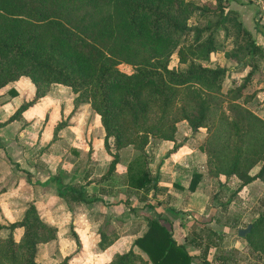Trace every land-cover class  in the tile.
<instances>
[{"label":"trees","instance_id":"obj_1","mask_svg":"<svg viewBox=\"0 0 264 264\" xmlns=\"http://www.w3.org/2000/svg\"><path fill=\"white\" fill-rule=\"evenodd\" d=\"M60 1L64 0H0V87L20 75H28L35 85L34 96L20 103L8 120L19 117L52 82H60L75 93L74 108L89 102L99 114L105 131L103 143L112 155L107 172L114 171L119 149L137 139L135 147L142 153L129 161L126 172L131 187L147 191L155 186L157 178L149 171L144 144L149 134L174 139L176 122L181 119L192 131L206 127L211 132L201 145L207 174L235 176L239 186L255 178L264 182V118L236 100L242 95V82L227 90L230 114H220L215 123L214 92L221 90L228 67L203 62L216 49L215 29L227 30L230 22L238 36L248 39L252 56L264 58V46L241 22L236 10L226 8L224 0H73L107 6L100 16L86 8L78 11L77 6L65 11ZM191 17L196 22L190 23ZM200 20L206 23L200 24ZM136 38L159 42L161 48L151 44L148 53L137 56L122 47ZM178 45V51L184 46L192 56L184 66H170V56ZM121 61L130 62L133 70L120 69ZM249 63L254 65V60ZM179 91L184 92L186 101L176 105ZM64 124V120L59 121L54 132ZM110 136L114 138L113 152ZM179 144L174 143L169 151ZM257 163V171L251 172ZM26 174L30 178V173ZM200 177V172L192 173L189 189L196 187ZM53 179L61 196L74 201L96 198L87 196L82 185L64 183L59 174ZM250 223L251 229L244 236L247 245L250 251H264V210ZM146 225L133 245L147 258L131 246L115 252L103 264H190L192 255L173 237L169 220L150 216ZM16 226L23 227L18 240L12 234ZM4 228L9 230L5 236L1 234ZM115 236L101 230L98 246L105 248ZM55 237L56 227L43 220L30 201L20 219L0 222V264H40L35 259L38 244ZM53 264L72 263L66 255Z\"/></svg>","mask_w":264,"mask_h":264},{"label":"crops","instance_id":"obj_2","mask_svg":"<svg viewBox=\"0 0 264 264\" xmlns=\"http://www.w3.org/2000/svg\"><path fill=\"white\" fill-rule=\"evenodd\" d=\"M224 1L226 8L236 10L241 22L264 46V8L243 0ZM34 93L35 85L28 75H20L0 87V222L20 219L28 203H35L42 219L56 227V237L37 246L36 260L40 264L56 263L66 255L72 264H103L115 252L131 246L147 258L144 251L133 245V240L146 230V218L150 216L169 220L173 237L192 255L190 264H264V251L250 252L244 236L237 234V228L243 224H237L234 230L228 219L233 213L232 198L222 196L224 202L215 200L219 197L214 192L233 176H212L203 170L207 168L201 147L205 132H191L187 121L181 119L174 139L163 138L151 146L150 152L147 150L148 168L157 181L144 191L127 185L126 178L124 182L120 179L119 173L126 177L128 164L124 170L119 169L120 164L116 166L111 178L94 176L98 169L92 172L90 163L97 166L105 159L103 168H106L100 172L104 173L112 155L103 143L105 131L99 114L89 102H81L74 108L75 93L69 85L52 82L48 91L19 117L8 120L20 103L31 99ZM90 119L98 123L93 134ZM61 120L65 124L54 132ZM91 135L93 160L88 164L84 160L81 177L69 180L64 173L76 169L77 160L87 156ZM174 143L180 144L169 151ZM132 158L133 155L128 161ZM198 160L202 163L198 164ZM194 171L200 172L201 177L196 187L189 189ZM55 174L64 183L82 185L87 196L96 198L74 201L59 195ZM257 181L263 182L255 178L241 186L248 187ZM139 205L141 209L136 207ZM101 230L117 234L105 248L98 246ZM22 232V226L12 229L16 240Z\"/></svg>","mask_w":264,"mask_h":264},{"label":"rangeland","instance_id":"obj_3","mask_svg":"<svg viewBox=\"0 0 264 264\" xmlns=\"http://www.w3.org/2000/svg\"><path fill=\"white\" fill-rule=\"evenodd\" d=\"M197 1H209V0H197ZM61 6L66 9H72L78 7L79 10L83 9H88V11L93 12L94 14L100 15L108 10L107 6L101 7L100 5H89L86 2L77 1L73 2L64 0L60 1ZM77 6V7H75ZM189 22H196L193 17L189 19ZM200 24L206 23L204 20L199 21ZM251 34L253 35L254 38L255 34L251 31ZM214 36L216 39V49L210 53L209 60H204V63H209L211 65L215 64H220L223 66L228 67L227 71V76H225V79L223 81V84L221 86V90L219 92H214L215 93V101L217 104V107L214 109L216 112L214 113V122L216 123L217 120L219 119L220 114H230V111L227 108V101L230 100V94L227 92V90L230 87L236 86L237 84H240L242 82L244 83V87L242 89V95L238 97L236 100L237 101H242L246 106H248L251 110H253L254 113L258 114L259 116L264 118V58H256L252 56L251 50H250V45L248 43V39H246L243 35L238 36L237 31L235 27L233 26V23H228V29L225 30L223 28H218L215 29ZM172 42V41H171ZM258 42V41H257ZM153 44L158 47L160 50L161 46L159 42L156 41H146L142 42V39H132L131 42L123 45L125 50L131 51L132 53H135L137 56H140L142 54H146L150 51V45ZM180 45H178L175 50L172 52L170 56V61L169 65L170 66H184L186 64V59L187 57H191L192 53L190 50L185 48L184 46L181 47L180 51L177 49L179 48ZM133 47L136 49V51L133 50ZM254 60V65H250L249 61ZM118 67L126 72H131L133 70V65L130 62L126 61H121L118 64ZM251 70L250 75L244 79L245 75L247 74L248 71ZM184 96V92L179 91V96L176 100V105L180 104L181 102H185L186 98H182ZM92 121L90 132L93 134L94 128L98 125V123L95 121ZM181 120H178L176 122V128H177V123H180ZM186 124V123H185ZM186 127V125H185ZM182 124H179V129L182 132ZM189 128V126H187ZM186 128V129H187ZM191 132H205V135L202 139V144L205 143V141L208 139L209 135L211 132H208L206 127H201L196 131H192L189 129ZM189 130L187 132H189ZM136 132L132 135L133 138H135ZM92 135L89 141L90 149L87 153L86 157H80L77 160L78 166L76 169L72 170L71 172L69 171L68 173H64L66 177L69 178V180H73L76 177H81L80 175L82 174V171L84 168L82 166H85L86 164L90 163L93 159H91V148H92ZM162 137L158 135H148V140L144 144V153L149 156V153L147 150H151V146L156 145L157 141L161 140ZM109 140V146H110V151L113 152L115 151V145H114V138L110 136L108 138ZM136 142L137 139L134 143H129L125 146H122L119 149V159L116 164L118 166L120 164L119 169H123L126 167L128 164L127 162L130 156L133 155V158L137 156L138 154H141V150L136 148ZM123 148V151L121 152L120 150ZM86 160V164L83 163V161ZM111 160V159H110ZM99 165H94L92 162L90 163L89 167L92 169V172L94 168L98 169L95 170L94 176L97 177H106V179L111 178V174L107 172V169L104 173H100L101 170L103 171V165L105 164V159L104 163L103 160H100ZM198 164L202 163V160L197 161ZM260 163L255 164L251 168V172L255 169L258 168ZM102 167V169H101ZM116 169V167H115ZM204 171L207 172V168L203 169ZM76 171L77 173H74ZM100 173V174H99ZM119 173V172H118ZM70 176V177H69ZM120 179L122 182L125 181V175L122 173L120 174ZM240 180L233 176L232 178L228 179L227 182H223L221 188L214 192L215 196L219 197L216 198V201H222L224 202V197L231 199L230 201L231 204V210L233 213H231L230 218H228L232 222V226H235L239 223L243 224L245 226L248 222H251L258 213H260V210H264V183L257 181L256 183H253L252 185H249L248 187H242L239 186ZM213 193L211 192V196L214 198L212 195ZM224 196V197H222ZM139 209L142 207L136 206ZM246 209V210H245ZM245 210V211H244ZM173 212V211H172ZM258 212V213H257ZM140 214L144 215L147 217L145 212L141 211ZM142 217L139 216L138 220H141ZM172 226V225H171ZM106 226L105 228H107ZM141 228V225L139 223L138 229ZM108 229V228H107ZM8 229L4 228L1 231L2 235H7ZM250 250V249H249ZM252 252V251H250ZM249 252V253H250ZM37 253V251H36ZM36 259V256H35ZM39 262V261H38ZM45 264V263H44Z\"/></svg>","mask_w":264,"mask_h":264},{"label":"water","instance_id":"obj_4","mask_svg":"<svg viewBox=\"0 0 264 264\" xmlns=\"http://www.w3.org/2000/svg\"><path fill=\"white\" fill-rule=\"evenodd\" d=\"M251 229V223L248 222L245 226H240L237 228V234L240 236H245Z\"/></svg>","mask_w":264,"mask_h":264},{"label":"built area","instance_id":"obj_5","mask_svg":"<svg viewBox=\"0 0 264 264\" xmlns=\"http://www.w3.org/2000/svg\"><path fill=\"white\" fill-rule=\"evenodd\" d=\"M245 2H251L254 5L258 6L260 9L264 8V0H243Z\"/></svg>","mask_w":264,"mask_h":264}]
</instances>
